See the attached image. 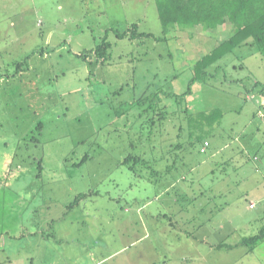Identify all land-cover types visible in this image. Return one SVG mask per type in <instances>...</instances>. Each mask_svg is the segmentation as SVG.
I'll list each match as a JSON object with an SVG mask.
<instances>
[{"label":"rangeland","instance_id":"1","mask_svg":"<svg viewBox=\"0 0 264 264\" xmlns=\"http://www.w3.org/2000/svg\"><path fill=\"white\" fill-rule=\"evenodd\" d=\"M0 21V94L17 93L9 105L0 95V264L23 263L13 260L28 246L19 236L51 224L92 240L31 264H264V242L253 252L238 244L264 226L263 51L236 47L189 91L193 63L229 38L230 21L164 39L155 0H0ZM133 23L153 36L117 38ZM108 29L102 63L91 49ZM157 91L171 116L151 125L157 107L133 103ZM187 106L224 113L204 130L205 151ZM131 153L156 159L158 172L174 159L176 168L160 185L139 183L124 162ZM48 202L55 224L45 222Z\"/></svg>","mask_w":264,"mask_h":264},{"label":"trees","instance_id":"2","mask_svg":"<svg viewBox=\"0 0 264 264\" xmlns=\"http://www.w3.org/2000/svg\"><path fill=\"white\" fill-rule=\"evenodd\" d=\"M160 22L163 26L164 39H168L167 35L173 31L176 27L187 29L195 26H202L204 29H217L224 25L227 21H230L231 33L228 39L222 41L218 46H215L202 57L197 59L193 63V77L190 81L189 91L191 84L197 81L205 80L210 74L209 68L216 64L227 53L232 52L236 47L241 45H253L257 46L260 51L264 52V0H155ZM137 23L131 24L126 30L114 29L117 38H130L135 39L137 37H151L152 32H139ZM109 29L106 31L103 39L91 49V53L95 54L96 58L105 63L111 57L110 50L112 48V42L108 39ZM85 56V54H84ZM26 62H18L16 73H19L24 69ZM160 91L155 92L150 96H144L138 99V102L133 104H144L149 102V107H157L154 112V116L150 119L151 125H156L159 118H167L171 116V111L168 110L166 105H163V101L160 95ZM186 93L175 95V101H179L180 98H184ZM173 96L170 93L165 92L164 97ZM162 102V103H161ZM162 104V105H161ZM161 107L159 108V106ZM186 107L184 113L188 119L191 129H194L193 133L197 132L196 140L202 141L203 146L201 151H205L206 147L210 145L206 140L205 131H211L216 125H219L223 118V111L219 108H213L210 110H202L198 112L188 111ZM181 111V112H182ZM175 113V112H174ZM158 116V119L156 117ZM205 126L208 129H205ZM192 136V134H191ZM205 141L208 145L205 147ZM192 142V141H191ZM193 143V142H192ZM192 143H190L192 145ZM182 144L174 145L172 148L181 149ZM204 150H202V148ZM144 154L131 153L125 157V164L131 170V174L136 178L139 183L155 182L160 185L163 179H167L172 170L176 167L175 159L172 164H169L163 171L158 172L154 168L156 159H148L143 156ZM90 156L86 155L82 162L89 159ZM255 159L257 157L255 156ZM81 162V163H82ZM172 162V161H171ZM151 169L152 172L145 173L144 169ZM97 192H80L74 200L70 202L68 208H73L79 204L87 196ZM264 242V226L257 234L251 236H243L239 245L247 248L248 252H253L258 246ZM216 247H223L231 249L234 246L226 242H220L215 244Z\"/></svg>","mask_w":264,"mask_h":264},{"label":"crops","instance_id":"3","mask_svg":"<svg viewBox=\"0 0 264 264\" xmlns=\"http://www.w3.org/2000/svg\"><path fill=\"white\" fill-rule=\"evenodd\" d=\"M1 22L2 21H0V26H1ZM9 26L13 27V26H16V24L14 21L10 20ZM0 32H1L0 33V37H1V36H3V34H2L1 30H0ZM0 41H3V40H0ZM6 44H7V42H2V44H0V45H2V49L6 48V46H7ZM22 71H24V70H22ZM22 71H20L19 73H16V75H14L13 78H16L18 75H20V73ZM5 84L8 86H11L12 90L16 89V87H13L12 84H17V83L8 82ZM2 94L4 95L3 98L7 104L13 102L15 99L14 97L17 96V93H13V92H8V93L5 92V93H1L0 95L2 96ZM1 96H0V98H1ZM0 102H4V101H2V98L0 99ZM14 106H18V103L15 102ZM14 111L15 112H13L10 109L9 114L14 115L16 113V110H14ZM22 135H24V133ZM22 135H20V137H22ZM19 165H21V164H19ZM135 199H136L135 196L131 198V200H135ZM147 205L148 204H143L140 207L144 208ZM76 206H80V204H77ZM71 209H69L68 206H66L63 209L64 211L59 215H62L64 218L67 216L66 214L70 213L68 211H70ZM51 211H52V208L48 202V204L45 207V217H44L46 219L45 222L48 221L47 223H49V220H50V222L55 224V222L58 221L57 220L58 217H60V216L59 215L56 216V214L52 215ZM51 226H52V228L38 229V230H36L32 233H29V234H23L22 233L21 236H19L20 237L19 239L20 240H27L28 246L25 250L20 251V254H18L15 258H13V260H16V261L22 260V261L30 263V264L33 263L38 258H41V259L44 258V260L49 261L50 259L58 258L59 254H57V253L59 251L58 250L59 246L61 247L62 245H67L70 242L75 243L76 241L81 242L82 240H87V241L92 240L91 237L83 238L82 240H79L80 239L79 235L82 233V232H80V228L67 226L66 228H61V227L57 228L56 227L57 230H55L54 229L55 225L51 224ZM46 231H48V232H46ZM28 235H30V236H28ZM96 241L98 243H100L99 238H97ZM23 263H21V264H23Z\"/></svg>","mask_w":264,"mask_h":264},{"label":"built area","instance_id":"4","mask_svg":"<svg viewBox=\"0 0 264 264\" xmlns=\"http://www.w3.org/2000/svg\"><path fill=\"white\" fill-rule=\"evenodd\" d=\"M207 145H208V142H207V141H205V143H204V146L206 147ZM205 147H203V148H202V150H204V148H205ZM250 206L252 207V206H254V205H253V204H251Z\"/></svg>","mask_w":264,"mask_h":264}]
</instances>
